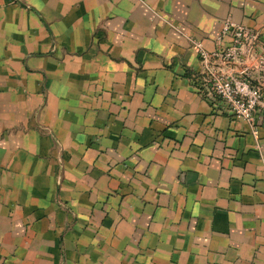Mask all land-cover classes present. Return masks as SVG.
Masks as SVG:
<instances>
[{
	"label": "crops",
	"instance_id": "0c3cea01",
	"mask_svg": "<svg viewBox=\"0 0 264 264\" xmlns=\"http://www.w3.org/2000/svg\"><path fill=\"white\" fill-rule=\"evenodd\" d=\"M227 21L264 0H0V264H264V112L194 81Z\"/></svg>",
	"mask_w": 264,
	"mask_h": 264
},
{
	"label": "built area",
	"instance_id": "2783aa9c",
	"mask_svg": "<svg viewBox=\"0 0 264 264\" xmlns=\"http://www.w3.org/2000/svg\"><path fill=\"white\" fill-rule=\"evenodd\" d=\"M193 45L200 61L194 75L198 92L217 99L223 111L256 129L257 117L264 112V41L260 31L227 21L213 50L205 49L199 41Z\"/></svg>",
	"mask_w": 264,
	"mask_h": 264
}]
</instances>
